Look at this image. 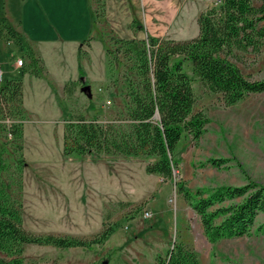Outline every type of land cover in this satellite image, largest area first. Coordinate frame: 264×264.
<instances>
[{
	"label": "rangeland",
	"instance_id": "374dc122",
	"mask_svg": "<svg viewBox=\"0 0 264 264\" xmlns=\"http://www.w3.org/2000/svg\"><path fill=\"white\" fill-rule=\"evenodd\" d=\"M214 2L181 0L171 25H161L155 15L148 35L140 27V10V18L131 20L130 30L120 36L107 25V0H0V60L6 77L23 82L22 102L14 103L21 114L10 119L22 123L23 137L9 142L5 156L12 167L19 156L24 159V171L19 176L12 168L4 176L22 182H11L10 190L22 205L24 227L36 234L85 239L114 227L106 241L91 248L29 244L21 256L26 264H157V257L166 258L177 242L196 251L199 264H264V234L209 242L175 182L147 171L155 157L63 151L70 114L128 128L129 121L122 120L125 102L139 76L119 54L116 39L195 38L198 17ZM164 29L166 36L156 35ZM9 30L20 34V44H7ZM18 56L25 59L21 69L14 67ZM238 56L235 61L245 75L264 79V47ZM184 68L197 94L194 109L203 111L209 123L198 142L190 135L181 140L175 174L180 172L192 191L250 181L264 185V92L227 105L221 94L206 91L190 61ZM74 81L71 93L66 85ZM210 158L227 162L201 165ZM263 222L261 213L256 225Z\"/></svg>",
	"mask_w": 264,
	"mask_h": 264
},
{
	"label": "trees",
	"instance_id": "16d2710c",
	"mask_svg": "<svg viewBox=\"0 0 264 264\" xmlns=\"http://www.w3.org/2000/svg\"><path fill=\"white\" fill-rule=\"evenodd\" d=\"M198 25L199 35L185 41L151 35L141 40L116 39L119 54L132 62L139 76V84L129 86L125 102L122 120L129 121L128 128L88 120L83 114H70L64 125L63 151L66 155L155 157L147 163V171L175 182L198 215L209 242L254 233L261 235L264 222L259 225L256 222L264 213V185L250 181L244 185H219L192 191L186 187L180 172L175 174V171H180L177 153L181 140L190 135L198 142L209 123L203 111L194 109L197 94L193 79L184 68L185 61L191 62L206 91L221 94L227 105L264 92V79H251L235 61L238 52L260 53L264 47V0H215L200 14ZM9 31L10 39L20 44V34ZM75 85L74 81L66 87L73 93ZM22 96V80L4 75L0 83V137L5 138L0 141V264H26L21 256L29 244L91 248L106 241L114 232V227L110 226L98 237L85 239L36 234L24 227L22 205L10 190L12 183L17 182L16 176L10 181L4 176L12 168L19 176L24 171V159L19 156L16 166L12 167L5 156L9 142L23 137L22 123L6 121L20 116L21 110L14 103L20 104ZM157 112L160 118H155ZM226 162L225 158H210L201 165L221 167ZM17 183L22 186L20 180ZM157 264H199V256L177 242L166 258L157 257Z\"/></svg>",
	"mask_w": 264,
	"mask_h": 264
},
{
	"label": "crops",
	"instance_id": "0c3cea01",
	"mask_svg": "<svg viewBox=\"0 0 264 264\" xmlns=\"http://www.w3.org/2000/svg\"><path fill=\"white\" fill-rule=\"evenodd\" d=\"M180 2L181 0H107L106 22L107 25L109 23L110 27L121 36L122 34L130 30L128 26L131 23V20L137 17L140 18L141 10V16L144 24L140 25V27H144L143 29H145V35H148L149 32L146 28L150 30L153 23L152 19L155 15H159V18L161 19V25H171V23L176 19L175 16L177 15V12L179 10ZM166 32L167 29H164L161 34L156 35L164 37L166 36ZM131 33L133 34V32ZM9 40H11L12 43H9ZM6 42L7 44H15V41L10 38H8ZM35 57L38 58L37 56ZM14 67L21 69L24 66L17 67L15 61Z\"/></svg>",
	"mask_w": 264,
	"mask_h": 264
},
{
	"label": "built area",
	"instance_id": "2783aa9c",
	"mask_svg": "<svg viewBox=\"0 0 264 264\" xmlns=\"http://www.w3.org/2000/svg\"><path fill=\"white\" fill-rule=\"evenodd\" d=\"M9 43H12L11 40L8 41ZM23 65L25 66V59L23 57H18L17 60H16V66L17 67H23ZM4 75H5V72H4V69H3V65H2V62L0 60V83L3 82L4 80ZM8 123L12 122L10 119L6 120ZM9 135V138L12 137V134H8Z\"/></svg>",
	"mask_w": 264,
	"mask_h": 264
},
{
	"label": "water",
	"instance_id": "95a60500",
	"mask_svg": "<svg viewBox=\"0 0 264 264\" xmlns=\"http://www.w3.org/2000/svg\"><path fill=\"white\" fill-rule=\"evenodd\" d=\"M155 118H160L159 112L156 113Z\"/></svg>",
	"mask_w": 264,
	"mask_h": 264
}]
</instances>
